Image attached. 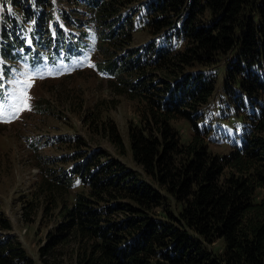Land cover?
Wrapping results in <instances>:
<instances>
[{"label":"trees","instance_id":"1","mask_svg":"<svg viewBox=\"0 0 264 264\" xmlns=\"http://www.w3.org/2000/svg\"><path fill=\"white\" fill-rule=\"evenodd\" d=\"M57 1L68 6L59 9L65 21L88 14L101 31L98 62L110 74L108 87L136 103L131 157L159 190L101 148L56 160L73 159L70 175L45 161L21 205L27 222H54L38 247L41 263L71 255L75 264H264V0ZM10 3L17 14H4L0 30L6 78L20 58L39 64L43 52L53 61L52 50L67 48L53 0ZM142 10L137 25L146 18L159 41L132 46L134 16ZM53 32L62 44L53 43ZM226 55L222 88L235 95L227 115L240 122V136L227 154H216L197 126V111L216 85L215 69L203 68ZM85 116L89 132L124 152L116 123L100 107ZM180 120L192 125L186 142ZM73 143L88 145L79 135ZM74 177L81 190L72 193ZM11 229L0 210V264H36Z\"/></svg>","mask_w":264,"mask_h":264},{"label":"rangeland","instance_id":"2","mask_svg":"<svg viewBox=\"0 0 264 264\" xmlns=\"http://www.w3.org/2000/svg\"><path fill=\"white\" fill-rule=\"evenodd\" d=\"M141 2L145 0H138L137 4ZM9 4L10 0H0V22L5 13L9 15L14 12ZM145 22L146 18L133 32L132 46L154 38ZM63 28L78 32V29L67 25H63ZM162 39L169 47L176 49L174 40L170 39L168 44L167 38ZM101 58L103 55L99 47L93 57H84L81 64L73 59L64 65H45L34 70V75L29 74L31 70L27 65L23 66L24 71H20L18 78L15 71L9 92L4 99H0V210L11 222L10 232L17 235L36 264H42L38 247L46 241L54 222L49 221L48 217L42 219V223L37 220L27 222L21 214V205L31 196L40 167L46 169L45 161L58 169H67L72 166L73 159L66 162L56 160L74 158L77 150L101 148L152 183L134 163L129 149L128 127L138 122L136 103L109 89L107 82L111 77L102 73L97 65ZM230 58V55L220 57L218 64L203 68L206 72L215 69L216 85L208 102L197 111L198 116H202L197 126L206 135L209 152L216 154H227L231 147L238 144L240 136V122L227 115L237 106L235 95L228 98L222 88L225 66ZM99 107L103 116L116 123L125 145L123 153L118 152L107 139L87 130L85 115ZM17 108L20 110L15 111ZM177 126L182 140L188 141L193 133L192 125L180 120ZM76 135L81 136L88 145L76 147L73 143ZM59 136H64L65 142L59 141ZM152 185L157 188L156 184ZM71 186L72 193L81 190L77 181ZM262 195L264 191L259 196ZM60 264H75V261L71 255H67Z\"/></svg>","mask_w":264,"mask_h":264},{"label":"snow or ice","instance_id":"3","mask_svg":"<svg viewBox=\"0 0 264 264\" xmlns=\"http://www.w3.org/2000/svg\"><path fill=\"white\" fill-rule=\"evenodd\" d=\"M25 107H27V104H25ZM19 110H20V109H18V108H17V109H15V111H19Z\"/></svg>","mask_w":264,"mask_h":264}]
</instances>
